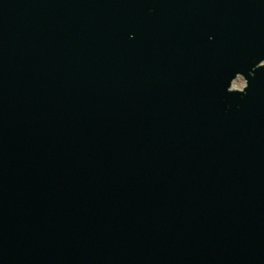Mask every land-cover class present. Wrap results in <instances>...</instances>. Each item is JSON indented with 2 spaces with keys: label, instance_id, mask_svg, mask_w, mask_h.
Instances as JSON below:
<instances>
[{
  "label": "water",
  "instance_id": "water-1",
  "mask_svg": "<svg viewBox=\"0 0 264 264\" xmlns=\"http://www.w3.org/2000/svg\"><path fill=\"white\" fill-rule=\"evenodd\" d=\"M0 264H264V0H0Z\"/></svg>",
  "mask_w": 264,
  "mask_h": 264
},
{
  "label": "rangeland",
  "instance_id": "rangeland-1",
  "mask_svg": "<svg viewBox=\"0 0 264 264\" xmlns=\"http://www.w3.org/2000/svg\"><path fill=\"white\" fill-rule=\"evenodd\" d=\"M244 85H245L244 80L241 77H239L233 82L232 88L240 90L243 88Z\"/></svg>",
  "mask_w": 264,
  "mask_h": 264
}]
</instances>
